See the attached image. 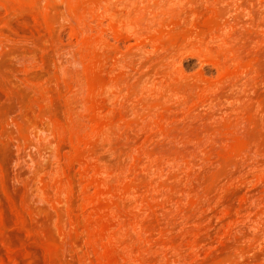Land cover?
Instances as JSON below:
<instances>
[{
  "label": "rangeland",
  "instance_id": "374dc122",
  "mask_svg": "<svg viewBox=\"0 0 264 264\" xmlns=\"http://www.w3.org/2000/svg\"><path fill=\"white\" fill-rule=\"evenodd\" d=\"M0 264H264V0H0Z\"/></svg>",
  "mask_w": 264,
  "mask_h": 264
},
{
  "label": "bare ground",
  "instance_id": "6f19581e",
  "mask_svg": "<svg viewBox=\"0 0 264 264\" xmlns=\"http://www.w3.org/2000/svg\"><path fill=\"white\" fill-rule=\"evenodd\" d=\"M162 5H163V4H162ZM109 234H110V233H109ZM109 234H108V235H109ZM112 240H113V239H112Z\"/></svg>",
  "mask_w": 264,
  "mask_h": 264
}]
</instances>
